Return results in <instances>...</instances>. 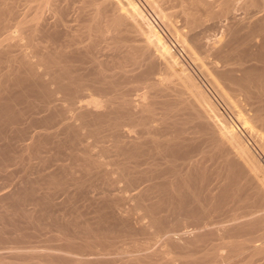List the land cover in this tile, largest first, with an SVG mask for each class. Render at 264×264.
Here are the masks:
<instances>
[{"label":"bare ground","instance_id":"1","mask_svg":"<svg viewBox=\"0 0 264 264\" xmlns=\"http://www.w3.org/2000/svg\"><path fill=\"white\" fill-rule=\"evenodd\" d=\"M148 1L152 8L156 7L154 10H158L156 14L158 16L160 14L161 23L168 20L165 21V24L168 23V26L177 34L175 35L178 37V41L182 42L184 46L186 45L188 56L192 57L191 59L204 75L205 80L232 109L237 124L242 127L250 139H253L256 152L259 151L260 155L264 157V0H241V2L239 0H180L182 6L180 11L185 15V22L182 20V23L184 22L188 26L187 29L190 27L189 30H193L196 26L207 23L204 32L194 35L192 41H188L189 33L183 31L181 26L174 24L171 20L174 14L172 11L167 13L164 10L163 6L166 4L163 3V0L162 2L161 0ZM75 2L76 0H0V123L2 125L1 121H3L5 122L3 127L8 125L11 128L14 124L15 128V123L24 122L26 124H22L23 127L16 126L17 132L20 128L26 134L28 133V137L24 138L19 132L22 138L17 141H21V143L17 142L19 148L17 149L15 146L17 150L14 152L16 154L19 151V156H16L18 152L9 158L6 154L5 158L2 156L7 152L4 143L8 141L2 143L5 139H1V137L5 135L6 138L9 133L5 134L8 129L4 130L3 135L1 131L0 169L7 167L6 164H9L11 159H30L34 156L33 154L36 156L38 149L36 151L35 148H32L31 142L38 146V142L40 144L41 142L46 143L49 142L46 140L47 138L53 137L58 144H61H56L60 150L54 151L58 146L53 145L55 148L52 149L56 155L54 156L55 153L50 151V156L46 157V165L49 161L52 162L48 165L49 172L46 170L48 174L44 173L43 170L44 175H40L41 178L38 177L39 179L34 180V183H38H36L37 186H31L37 188L40 185L38 190L33 188L35 193L44 190V192L37 193L36 196L39 195L45 200L46 198L53 199V197L51 198L52 190L54 189V193L59 190L65 179L64 176L61 179L60 174L62 176L63 172L66 173V170L69 169L70 171V168L74 169L75 167L76 172L82 171L83 177L90 175L88 173H93L96 179L102 178L108 191L116 186L120 189L121 186L118 184L121 182L120 180H124L125 185H122L123 188L121 187L123 190L120 189L119 191H131L127 194L126 192L125 194L122 193V191V194L119 191L112 194L109 191L101 197L98 196L99 198L96 196L94 199L95 208L94 206L93 209L91 208L94 211H89L91 216L86 215L88 218L84 220V217V221L82 220L85 224L84 227L80 224L81 220L78 224V221L73 223L77 219L75 217H73L74 220L70 218V220L64 221L62 219L64 222L62 223L66 227L69 226V223L76 226L80 224L79 226L82 227L81 229L78 228L79 226L67 227L73 228V231L68 229L72 231V234L67 231V237L64 241H67L69 246L77 244L76 250L80 249L82 244L84 248L81 249L84 250L87 246L89 249L95 245L94 239L97 241L99 237L104 239L107 235V237H111V234L126 231L128 233L146 234L149 236L148 238L154 240L160 237L162 233L172 232V229L166 230L167 228L165 229L164 226L168 219H173L177 223L182 222L184 218L186 221L189 219L195 223V227H193L196 228V231L192 236L180 235L179 238L177 237L178 239L172 234L166 233V237L161 238V247L158 248H153L149 240H146L149 244L146 242L147 245L145 246L141 244L146 250L145 253L131 254L127 251L130 255L119 258L120 261L99 257L103 254L105 257V253L108 252H106L107 247L105 246H101L105 247V250H102L103 253L97 250L96 246H94L95 248L92 247L99 251V253L96 252L98 257H85L93 251L85 253L86 250H84V255L83 252L79 254L80 252L77 253L76 250L66 251L64 250L65 246H62L64 249L61 248V252L63 250L66 253H55V251L50 252V250L41 251L42 248H39V252L23 254L25 258L18 256L21 254L19 251H13L11 252L12 255H16L14 260H10V257L7 260V256L0 253V264H59L57 262L62 258L67 262L66 259H69L73 264H172L177 258H181L183 264H193L191 260L195 257L198 248H204V251L200 250L204 252V258L200 257L203 259L200 264H222L224 260L240 254L247 258V261L244 258L241 259L244 260L243 264L245 261V264H264V231L260 232L261 229L264 230V212H262L264 209L262 208L264 206V164L262 163L263 160L261 161V156L256 155L255 149L251 148L252 145L246 143L248 141H243L240 132L238 131V133L230 123L233 120L229 122L228 118V120L225 119L218 106L210 98L211 93L208 95V92L206 93L202 89L200 83L195 82L189 72L187 76L178 75L179 80L175 83L176 80H173L176 74L174 67L179 64V61L172 53L171 47H167L166 43L158 36L159 33H157L158 35L154 33L155 27L151 24L148 29L143 27L142 22H140L142 10L135 2L132 0H82L80 4H75ZM238 3H240L239 7ZM236 9H242L244 15L237 17L234 14ZM165 24L163 25L165 26ZM13 26L17 28L14 27L16 29L10 31ZM231 29L235 32L232 33V39L227 40L226 32ZM241 29H247L241 37L234 34ZM209 30L214 33L206 34ZM31 32L34 35L38 32L44 38V40L40 39L41 42L45 41V44L35 43L37 38L33 34L31 35ZM2 35L3 37H1ZM56 35L61 36L55 37ZM122 35L138 37L142 43L132 44L131 42L129 45ZM36 36L38 37V35ZM210 36L215 37V40L212 38L214 42L211 39L204 40ZM24 40H28L26 41L27 44L24 42L26 48L28 45L29 48L32 47L33 49L28 48L29 51H26L25 48H22L17 53L15 48L24 46H21V42ZM243 46L248 49L247 54L243 51L246 49L242 48ZM226 47L240 51L237 52L236 60H231L233 59L231 56L224 55L226 52L224 48ZM70 57H78L79 59L75 60V58ZM159 68L160 70L164 69L165 72L158 73ZM182 68L185 70L184 67ZM4 92L7 93L3 94ZM232 93H235V96ZM221 98L219 97V100ZM20 104L23 107L17 108ZM227 104L225 105L227 106ZM230 115L232 116V114ZM36 123H40L41 126L39 127H43V130H37ZM9 138L16 140L12 136ZM27 138L31 139L30 144L22 143ZM36 141H38L37 144ZM50 144L53 143L50 142ZM64 144L66 146L69 144L68 149L71 150L64 149L68 154L70 152L69 155L72 158L68 164H66L68 161L63 162L64 158L62 159L61 155L58 157L61 150L67 148ZM61 147L63 148L61 149ZM5 148L6 150H4ZM34 150L36 153L33 152ZM69 155H66L68 156L66 159L69 158ZM39 158V161L43 162L45 157ZM206 159H211V161L208 160L209 163L214 161L212 166L214 164L215 167L211 166L213 169L210 167L211 164L209 167L205 165ZM39 161L37 164H41ZM54 161L60 162L55 163ZM46 168L48 169V167ZM72 171L74 172L71 169L70 174ZM113 174L116 175L112 176ZM93 175L92 177H94ZM71 177L70 181L73 182L74 180L75 183L78 180L75 184L80 187L81 185L79 186L78 183L82 177L81 174L79 175L80 178L73 176L72 180ZM83 177L81 178L82 181H84ZM88 178L90 179V177ZM88 178L86 177L87 180ZM61 180L62 182H60ZM67 180L64 182H69ZM22 181L19 182L20 186L23 183L19 188H24L23 185L26 186L28 183L24 184ZM143 182H147L146 185L139 186L140 189L136 187L139 184L142 186ZM17 185L19 184L17 183ZM31 187H28L27 190H30ZM19 188L17 189L18 192H20ZM250 191L258 197L257 199L254 197L256 200L249 203L248 201L253 198L249 194ZM24 193L20 192L21 195ZM30 193H32V189ZM7 194L10 197L14 193ZM3 196L4 199L11 201L7 196V198L5 195ZM21 197L25 198V194ZM30 197L32 196L30 195ZM92 198L94 197L92 196ZM35 199H33V203L36 202ZM23 200L25 203L28 202ZM123 200H132L136 203L135 206L132 205L134 209H143L144 214L147 218L149 217L148 223L142 221L141 224H138L137 221L138 226H136L132 214L133 211L138 212L139 210H134L131 207L132 210L130 209L131 211L128 212L127 209L125 214L121 210V205V212L118 208L120 205L118 202ZM18 201L21 207L20 213L24 210V216L27 217V220L34 218V216L37 218L40 216L36 215V208L30 209L29 212L25 211L30 208L32 203L27 205L29 208L25 209V207L22 208L21 201ZM230 201L243 202L242 205L245 202L251 207L248 210L242 208V214L238 211L239 215L233 216V219L222 221L218 226L204 231L202 220L203 217H206V213L215 212ZM7 202L5 200V204ZM37 204L41 205L42 203L38 202ZM37 204L36 206H38ZM229 205L231 206V203ZM0 206H3L0 210H3L7 216H10L8 213L10 209L14 213L15 207L13 209L11 205L9 210L6 205L0 203ZM13 206L17 208L18 205ZM60 209L62 208L60 207ZM230 211L233 213L232 207ZM142 214L138 216H143ZM220 214L222 212L219 211L217 215ZM68 215L70 216V213ZM64 216L66 220V214ZM12 217L14 216L12 215ZM34 220L38 221L39 219ZM56 220L54 221L56 222ZM71 220L72 222H70ZM31 221L36 230L42 229L43 223L40 225V221L39 223ZM31 221L29 222L31 223ZM186 221L185 223H187ZM93 222L95 225L92 224ZM218 222L220 221L218 220ZM3 225H5L4 222ZM20 225L17 226L22 231ZM51 225L49 224V226ZM172 225L175 227L173 223ZM17 226L12 227L14 231L19 229ZM3 227L0 230V236L4 238L1 232L6 230ZM61 227L63 226H60V229ZM186 228L188 229V227ZM14 231L10 229L9 232L15 233ZM60 231L59 234L56 232L55 236L56 239L62 241L65 234H62L63 230ZM176 231L178 230L176 229ZM214 234L218 235L217 237L221 240L220 243L213 241V243H208V236L212 235L211 237H213ZM52 235L51 238L54 239L55 236ZM68 238L71 241L68 242L66 240ZM102 240H98L100 245ZM107 240L104 239L103 241L108 242ZM214 240L216 239L214 238ZM77 241L82 244L80 245ZM222 249H226V252L223 253ZM73 251L79 255L68 253ZM135 252L137 253V251ZM108 254L110 255V253ZM17 257L25 260L23 263L19 262ZM33 258L38 259L33 260ZM56 258L59 260L57 259V261ZM27 259L28 262L24 263Z\"/></svg>","mask_w":264,"mask_h":264},{"label":"rangeland","instance_id":"2","mask_svg":"<svg viewBox=\"0 0 264 264\" xmlns=\"http://www.w3.org/2000/svg\"><path fill=\"white\" fill-rule=\"evenodd\" d=\"M82 1V0H81ZM81 1L80 0H76V2H75V4H80L81 3ZM126 1H128V0H126ZM133 2H135L136 4H137V6L142 10V17L140 18V22H142V25H143V27H145L146 29H148V27H149V25L151 24L153 27H155L154 29L155 30H153L154 31V33H159V37L162 39V41H164L165 43H166V45H167V47H171V51H172V53L174 54V56H175V58L179 61V64H177L175 67H174V69L176 70L175 72H176V74L174 75V78H173V80L175 79L176 81H175V83L177 82V80H179V76L178 75H182V76H187L188 75V72H189V74H190V76L195 80V82H197L201 87H202V89H204L205 91H206V93L209 95L210 93V98L215 102V104L218 106V108L220 109V111L222 112V114H223V116L225 117V119L226 120H228L229 122H230V120L232 121V122H230L231 123V125H232V127L241 135L240 137L243 139V141L245 142V141H248V142H246V143H250L249 145L251 146V148L254 150L255 149V144H254V142L252 141L253 139L251 138L250 139V137L245 133V131L242 129V127L239 125V124H237V121L235 120V116H234V113H233V111H231L232 109L229 107V105L226 103V101L225 100H223L222 98H221V96L219 95V93L211 86V84L207 81V80H205L206 78L204 77V75L200 72V70L197 68V66L195 65V63L193 62V60L191 59L192 57L191 56H188V52H187V47H186V45L184 46V44H182V42L180 43V41H178V37L176 36L177 34L176 33H174V30L171 28V27H169L168 25V23L167 24H165V21H168V20H165V21H163L162 23L163 24H165V26L161 23V17H160V14H159V16H158V14H156V13H158V10H154V9H156V7H153L152 8V5H150L151 3H149V1L147 2V0H132ZM168 1V2H167ZM78 2V3H77ZM161 2H162V0H161ZM165 2H167V3H165ZM164 2V0H163V3L164 4H166V5H164L163 7L165 8L164 10L167 12V13H170V11H172L173 12V16L171 17L172 19V21L174 22V24H176V25H178V26H181V28H182V30L183 31H185L186 33H189V38H188V41H192L193 40V38L192 37H194V35H197V34H202L201 32H204V28L206 27V25H207V23H202V24H200V25H198V26H196L195 27V29H190L189 30V28L187 29L186 27H188V26H186V24L184 23L185 22V15L180 11L181 10V8H182V6L180 5L181 4V1L180 0H166ZM239 2H241V0H239ZM126 3H128V2H126ZM148 3V4H147ZM239 4L240 3H238V7H239ZM165 6H167V7H165ZM178 10V11H177ZM241 11V12H240ZM73 12V11H72ZM181 12V13H180ZM47 13H49V12H47ZM237 13V14H236ZM239 13V14H238ZM242 13V14H241ZM234 14L237 16V17H240V16H243L244 14H243V12H242V9H236L235 11H234ZM49 15V14H48ZM145 15V16H144ZM183 15H184V17H183ZM164 20V19H163ZM182 20L184 21L183 23H182ZM147 21V22H146ZM150 22V23H149ZM184 24H185V26H184ZM182 25H183V27H182ZM168 26V27H167ZM14 27H16V26H13V27H11V30L10 31H14L16 28H14ZM220 27V26H219ZM168 28V29H167ZM198 28V29H197ZM157 29V30H156ZM172 31H170V30ZM30 30V29H29ZM28 30V31H29ZM188 30V31H187ZM233 29H231V30H229V32H228V34H227V32H226V39L228 40L229 38L230 39H232V33L233 32H235V30H233ZM243 30V31H242ZM246 30L247 29H241V30H239V31H237L236 33H234V34H236V35H238V36H240L241 37V35H243L245 32H246ZM157 31V32H156ZM190 31V32H189ZM216 31H217V28H216ZM242 31V32H241ZM211 32H212V34L214 33L212 30H209V32H207L206 34H211ZM191 33V34H190ZM29 34H30V31H29ZM33 33L31 32V35H32ZM176 34V35H175ZM205 34V35H206ZM34 35V34H33ZM36 35H38V37L36 36ZM36 35H34L37 39H35V43H37V44H40L41 45V43L42 44H45L43 41L41 42V40H44V38L43 37H41L40 35H39V33L37 32L36 33ZM162 35V36H161ZM192 35V36H191ZM61 35H56L55 37H60ZM122 36H124L123 38H124V40H125V42L126 43H128L129 45L131 44V42H132V44H140V43H142L141 41H139V39H138V37H134V36H132V35H122ZM230 36V37H229ZM1 37H3V35L1 36ZM40 37V38H39ZM43 38V39H42ZM215 40V37L214 36H210L208 39H204V40H212L213 42H214V40ZM41 39V40H40ZM138 39V40H137ZM225 39V38H224ZM26 41H28V40H24V41H22L21 42V46L22 45H24L25 43L27 44V42ZM128 41V42H127ZM177 41V42H176ZM25 42V43H24ZM208 42H211V41H208ZM23 43V44H22ZM181 45H183V46H181ZM43 46V45H42ZM27 47L29 48V46L27 45ZM41 47V46H40ZM22 48L24 49V50H26V51H29L28 50V48H26V46L24 45V46H22V47H16L15 48V51L17 52V53H19L20 52V50H22ZM32 48V47H31ZM31 48H29L30 50H32ZM242 48H246L245 46H243ZM185 49V50H184ZM224 50L226 51L225 53H224V55H228V56H231L233 59H231V60H236L235 58H237L238 57V55H237V52H240L239 50H232L231 48H228V47H226V48H224ZM232 50V51H231ZM19 51V52H18ZM244 52H246V54H247V52H248V49L246 48V49H244L243 50ZM16 52H14V53H16ZM232 53V54H229V53ZM233 54H235V55H233ZM177 55V56H176ZM233 55V56H232ZM190 57V58H189ZM70 58H72V57H70ZM75 57H73L72 59H74ZM78 57H76L75 58V60L77 59ZM79 59V58H78ZM73 62V61H72ZM75 62H77V61H75ZM74 63V62H73ZM193 63V64H192ZM75 64V63H74ZM77 64V63H76ZM189 64V65H188ZM182 67H184L185 68V70H183V68ZM181 68V69H180ZM183 70V71H182ZM163 72H165V70L164 69H161L160 70V68H159V70H158V73H163ZM181 73V74H180ZM202 74V75H201ZM177 76V77H176ZM197 76V77H196ZM176 77V78H175ZM183 79H185V78H183ZM198 80V81H197ZM210 86V87H209ZM206 87V88H205ZM212 90H211V89ZM215 90V91H214ZM215 92H216V94H217V96H216V94H215ZM7 93V92H6ZM5 92L3 93V94H6ZM213 94V95H212ZM15 95H16V93H15ZM15 95H13V96H15ZM17 95L19 96V94H18V92H17ZM17 95L15 96L16 98H17ZM219 95V96H218ZM232 95H234L235 96V93H232ZM213 96V97H212ZM233 96V97H234ZM217 97V98H216ZM219 97L221 98L220 100H219ZM224 101V102H223ZM223 102V103H222ZM224 104V105H223ZM225 104H227V106L225 105ZM23 105H25V104H23ZM17 106V105H16ZM21 108V107H23L22 106V104H20V106L18 105L17 106V108ZM2 109V108H1ZM16 109V108H15ZM17 110V109H16ZM19 110V109H18ZM230 110V112H228ZM16 112V111H15ZM232 112V113H231ZM230 114H232V116L230 115ZM233 117V118H232ZM228 118V119H227ZM2 122V125L4 126V124L3 123H5V122H3V121H1ZM234 122V123H233ZM20 124H16L15 123V128H16V126L17 127H23L25 124H24V122H19ZM233 123V124H232ZM22 124H24L23 126H21ZM37 124V123H36ZM40 123H38L37 124V130L39 129V130H43V127L42 128H40L39 126H41V124L39 125ZM235 124V125H234ZM0 125H1V123H0ZM1 125V126H2ZM11 125V124H10ZM13 125V128H14V124H12ZM11 125V126H12ZM1 126H0V133H1V131H2V135L4 134L3 132H4V130H7L6 132H5V134L6 133H9V135L8 136H6V138H5V135H3L4 137H1V139H5V141L3 140H0V141H2V143L3 142H9L10 143V141H11V143L9 144L8 142L7 143H4V144H6V146L5 147H7V152L5 153V154H3L2 156H5V158H6V156L8 155V158H9V156H13V155H16L14 152H15V150H17L19 147V144L21 143V141L19 142V141H17V140H20V138H22L23 136H24V138L25 137H28V133L26 134V132H23V130H20V128H19V132H21L20 134H22V137H20V134H19V132H17L18 131V129L16 130V132H15V128L13 129V128H11L10 126H6L5 125V127H3L2 126V128H1ZM3 129V130H2ZM12 129V130H11ZM28 129V128H27ZM35 129V130H36ZM238 129V130H237ZM11 130V131H10ZM10 131V132H9ZM13 131V132H12ZM12 132V133H11ZM14 132L16 133L15 135H14ZM26 135H24L23 133ZM11 133V134H10ZM14 136H13V135ZM18 134V135H17ZM9 136L11 137L12 136V138L14 137V138H16V140L15 139H13V140H11V138H9ZM17 136V137H16ZM8 137V138H7ZM18 138V139H17ZM46 139V138H45ZM53 141H57L56 139H53V137L52 138H47L46 140H48L49 142H41V144H42V146H41V144H40V142H38V141H36V144H37V142L39 143V145L38 146H36L35 144H32V142H31V139H26L25 141H22V143L23 142H25V144L26 143H29V142H31V144L30 145H32L31 147L32 148H35L36 149V151H37V149H38V151H37V153H39V154H37L36 152H35V150L33 151L34 153H36V156H35V154H33L34 156L33 157H31L30 159H27V158H25V159H15V160H10L9 161V164L7 163L6 165H8L7 167L5 166L4 168H1L0 169V203L2 204V205H6L8 208V210H9V207H10V205H11V208H13V207H15V209H16V211H15V209H14V213H13V211L11 212V210L12 209H10L9 210V214H10V216L8 215L7 216V214L5 213V212H3V210H0L1 212H0V214L4 217H2L1 215H0V223H2V225H0L1 226V228H0V230L2 229V227L3 226H6V225H8V226H6V227H3V228H5V230L6 231H3L2 230V235H4V238H3V236H0V253H2V254H4V255H6L7 256V260L9 259L8 257H10V260H14V258L16 257V255H12V253L11 252H13V251H19L21 254H18V256H21L22 258H25L24 257V255L27 253V252H39L40 250L41 251H49L50 250V252H52V251H55V253H66L65 251H63L62 250V252H61V248L62 249H64V250H66V251H72V250H76L75 248H77V244H75V246H73V248H72V246H69V243H67V241H64L65 240V238L67 237L66 235V233H67V231H68V233L70 234V232H71V234H72V231H73V228L71 229V227L70 228H67V227H69V226H76V225H70V223H69V226H65L63 223V220L64 221H67V220H70V218L72 219V220H74L75 218H77V219H75L74 221H73V223L74 222H77V224L78 223H80V220H81V223L80 224H82L81 226H83V225H85V224H83V221L84 220H86V218H88L89 216H91V214H89L88 212L89 211H92V209H93V206L94 205H96V204H94V199H96V198H99V197H101V196H103V195H105L106 194V192H111L112 194H113V192H118L120 189H122L123 188V186L125 185L124 183H123V181L124 180H120L121 182H119V184L118 185H120L121 187H120V189L118 188V186H116V187H114L115 188V190H114V188L113 189H110L109 191H108V188L106 187V185L103 183V179L102 178H100L99 179V177L96 179L95 178V176L93 175V173H88V174H90V175H88V174H84V175H88V176H85V177H83V174H82V171H80V172H76V167L73 169V168H70V171H69V169L68 170H66V173H62V176H61V174H60V178L61 177H65V182H66V180L67 181H69V182H67V183H65L64 182V180H63V184H62V186L60 187V191H61V189H62V191L60 192L59 190H57V191H59V192H57V191H55V193H54V189L52 190V193H53V195L51 196V198L53 197V199H47L46 198V200H45V198H43V197H39V195L38 196H36V194L37 193H41V191L42 192H44V190H40V192L38 191V192H36L35 193V190H34V192H33V188L31 187V186H37L36 185V183L37 182H35L34 183V180H37V178L41 175V176H43L44 175V173H46V174H48V172H49V166L48 165H50V163H52V162H48V165H46L45 163L47 162H45V159H46V157H49L50 155V151H51V153L53 152V153H55L54 151H59L60 150V148H59V146L58 145H61V144H58L57 142L55 143V142H53ZM15 140V141H14ZM45 140V141H46ZM250 141V142H249ZM13 142V143H12ZM16 142V144H14ZM17 142L19 143V144H17ZM50 142H52L53 144H50ZM1 143V142H0ZM34 143V142H33ZM55 143V144H54ZM7 144H9V145H7ZM11 144H13V145H11ZM28 144V145H29ZM50 144V145H49ZM56 144H58V145H56ZM33 145H34V147H33ZM43 145H45V146H43ZM53 145H55V147L56 146H58V147H54ZM65 146H66V144H64ZM15 146H17V149H16V147ZM63 146V145H62ZM68 146H69V144H67V148H63V147H61V152L59 153V155H58V157L61 155V157H62V159L64 158V160H63V162L65 161H68V162H66V164H68L69 162H71V159L72 158H70V156L71 155H69L70 154V152H69V154H68V152L67 151H69L70 149H68ZM42 147H45V148H43L42 149ZM48 147V148H47ZM39 148H40V150H42V151H40L39 150ZM54 149V151H53V149ZM57 148H59L58 150H57ZM44 149H47V150H44ZM64 149H66V150H64ZM4 150H6V148L4 149ZM4 150L2 151L3 153H4ZM13 150V151H12ZM33 150V149H32ZM46 151V152H45ZM48 151V152H47ZM65 151V152H64ZM71 151V150H70ZM255 151V153H257L256 155H260V153H259V151H257L256 152V149L254 150ZM42 152V153H41ZM65 153H66V155H69V158L68 159H66V157H68V156H66L65 155ZM7 154V155H6ZM19 154H20V152L18 153V155H16V156H19ZM42 154V155H41ZM47 154V155H46ZM54 156L56 155V153L55 154H53ZM63 155V156H62ZM64 155H65V157H64ZM258 155V156H259ZM42 157V156H44L45 158L43 159L44 161L42 162H40L39 160H40V158L39 157ZM261 156V155H260ZM27 157H28V154H27ZM38 157V158H37ZM261 158V161H262V163L264 164V157H260ZM69 159H70V161H69ZM42 160V159H41ZM208 160H210L211 161V159H206V161H208ZM29 161V162H28ZM38 161H39V163H43V164H45V166L46 167H48V169L45 167V166H43V164H42V166H41V164H37L38 163ZM62 161V160H61ZM205 161V165L207 166V167H209V165H210V167L212 166V162H214L213 160H212V162H210L209 163V161L208 162H206ZM55 163L56 162H60V161H54ZM63 162H61V163H63ZM207 163H208V165H207ZM37 164V165H36ZM54 164V163H53ZM38 165H40V167H42V168H40V167H38ZM216 165V164H215ZM45 167V168H44ZM213 168L215 167L214 166V164H213V166H212ZM211 167V168H212ZM212 168V169H213ZM42 171H41V170ZM71 169L72 170H74V172L72 171V173L70 174V172H71ZM77 169H79V168H77ZM43 170L45 171L44 173H43ZM46 170L48 171V172H46ZM210 170V169H209ZM51 171H52V167H51ZM50 171V172H51ZM65 171V170H64ZM69 171V172H68ZM39 173V174H38ZM43 173V174H42ZM77 173V174H76ZM83 173H85V172H83ZM72 176H70V175ZM81 174V176L83 177V180L84 181H82V177L80 178L79 177V175ZM92 175L94 176V177H92ZM116 174H113L112 176H115ZM71 177V179L73 180V176H74V178H80V182L78 183L79 184V186L81 185L82 186V188H81V186L80 187H78V186H76V184L75 183H77L78 182V180H77V182H75L74 183V180H73V182L72 181H70V177ZM69 177V178H68ZM86 177L88 178V177H90V179L88 178V180L86 179ZM39 178H41V177H39ZM38 178V179H39ZM67 178V179H66ZM31 179V180H30ZM62 179V178H61ZM95 179V180H94ZM21 180H23L22 182H24V184H26L27 182L29 183H27L26 184V186L25 185H23L24 186V188H19V187H21L22 186V184H21V186H20V183L19 182H21ZM27 180V181H26ZM30 180V181H29ZM89 180H91V181H89ZM26 181V182H25ZM88 181H89V183H88ZM34 184H33V183ZM60 182H62V180L60 181ZM71 182H72V184H71ZM84 182H87V183H84ZM91 182V183H90ZM17 183L19 184V185H17ZM64 183H65V185H64ZM93 183V184H92ZM145 183H147V182H145ZM144 182H143V185L141 186V184H142V182H141V184H139V185H137L136 187L137 188H139V186L140 187H143L144 185H146ZM38 184V183H37ZM75 184V185H74ZM77 184V185H78ZM82 184H84V185H82ZM98 184V185H97ZM63 185H64V187H63ZM123 185V186H122ZM40 185H38V187H39ZM51 187H52V185H50ZM55 186V185H54ZM66 186V187H65ZM93 186H94V188H93ZM97 186V187H96ZM101 186V187H100ZM15 187H17L16 189H15ZM28 187H31V188H29L30 190H27L28 189ZM37 187V188H38ZM45 187H47L46 185H45ZM63 187V188H62ZM71 187V188H70ZM74 187V188H73ZM79 188V190H77L78 188ZM100 187V188H99ZM105 187V188H104ZM135 187V188H136ZM20 189L19 191L21 192V193H24L25 194V198L24 197H21V196H24V194H20V192H18L17 191V189ZM37 188H34V189H37ZM52 188H55V187H52ZM84 188V190H82ZM92 189V190H90V189ZM118 188V190L116 191V189ZM135 188H133V190L135 191ZM31 189H32V193H35V194H33L32 195V193H30L31 192ZM38 189H40V188H38ZM37 189V190H38ZM43 189V188H42ZM45 190H46V188H44ZM73 189V190H72ZM96 191H95V190ZM103 189V190H102ZM140 189V188H139ZM139 189H137V190H139ZM27 190V191H26ZM47 190H48V188H47ZM50 190V189H49ZM68 190V191H67ZM71 190V191H70ZM81 190V191H80ZM102 190V191H101ZM112 190V191H111ZM123 190V189H122ZM121 190V191H122ZM132 190V191H133ZM11 191V192H10ZM13 191H15V192H13ZM70 191V192H69ZM121 191H119L120 193H121ZM131 190H129V191H122V193H124L125 194V192H126V194H127V192H130ZM16 192H18V193H16ZM26 192H27V194H26ZM50 192H51V190H50ZM93 192V193H92ZM136 192V191H135ZM134 192V193H135ZM7 193H10V194H12V193H14V194H12L13 196L15 195V197L13 198V196H10V194H9V196L10 197H8L7 195ZM16 193V194H15ZM78 193H79V195H78ZM82 193V194H81ZM120 193H117V194H120ZM121 193V194H122ZM71 194V195H70ZM90 194V195H89ZM93 194V195H92ZM98 194V195H97ZM128 194H130V193H128ZM249 194L253 197V198H251L248 202L250 203V202H254L256 199H257V197H258V195H256L255 193H253V192H249ZM252 194H255V195H252ZM3 195H5V197L7 196L8 197V199H11V201L9 202L7 199H4L2 196ZM29 195V196H28ZM30 195L32 196V197H30ZM246 195H247V192H246ZM72 196V197H71ZM92 196L94 197V198H92ZM97 196V197H96ZM99 196V197H98ZM6 197V198H7ZM19 197V198H18ZM22 199H21V198ZM26 197H28V198H26ZM37 197V198H36ZM69 197V198H68ZM75 197V198H74ZM96 197V198H95ZM254 197H256V199L254 198ZM2 198H3V200H4V204H3V200H2ZM36 198V199H35ZM17 199V200H16ZM23 199H25V201L27 202V203H25L24 202V200ZM28 199V200H27ZM30 199H31V201H30ZM33 199H35L36 200V202H32V201H34ZM40 199V200H39ZM41 199H43V200H41ZM68 199V200H67ZM73 199V200H72ZM5 200H6V202L7 203H9L8 205H7V203L5 204ZM18 200H20L21 201V204H23V207L22 208H24L25 207V209H27V208H29L28 210H25V211H27V212H29V210L30 209H32V208H36V211H35V213H36V215L37 216H39L38 218L36 217V216H34V218H32V219H30V218H28V220L29 221H31V220H33V222L35 221L34 219H36V220H38V221H35V222H37V223H39V221H40V225L41 226H43L42 227V229H40V231L39 230H36L35 228H34V224L32 223V221H31V223L26 219L27 217H25L24 216V210L23 211H21V213H20V210L19 209H21V207H20V203L18 204ZM22 200H23V202H22ZM56 200V201H55ZM70 200H72V201H70ZM93 200V201H92ZM18 201V202H17ZM54 201V202H53ZM66 201V202H65ZM128 201V202H127ZM17 202V203H16ZM42 203V204H44V205H40V204H37V203ZM45 202V203H44ZM48 202H50V203H48ZM120 202V201H119ZM118 202V205H119V210H120V206L123 208V206H124V208L122 209L121 208V210L122 211H124L123 213H127V209H128V212H130L132 209H134L133 208V206H135V202L134 201H132V200H126V201H122V202H120L119 203ZM130 202H133V203H130ZM13 205H18L17 206V208H16V206H13ZM16 203V204H15ZM32 203V204H31ZM55 203H56V205H55ZM60 203H61V206H60ZM89 203V204H88ZM92 203V204H91ZM96 203V202H95ZM126 203V205H124ZM127 203H128V205H127ZM231 203V206L229 205V204ZM236 203H238V204H236ZM241 203H243V202H241ZM240 202H237V201H230V202H227L226 203V205L225 206H223V208L222 207H220L221 209H218L220 212H222V214H220L219 216L217 215V214H219V211L217 212V211H213V212H209V214L208 213H206V217L204 218L203 217V220H202V227H204L203 229H204V231H206V230H209L210 228H214V227H216V226H218L219 225V223H221L222 221H225V220H230V219H233L236 215H239V212H241V214L243 213V210L245 209H249L251 206H248L247 204H245V202H244V205H242ZM31 204V206H29ZM35 204V205H34ZM36 204L38 205V206H36ZM53 204V205H52ZM130 204V205H129ZM236 206H235V205ZM26 205V206H25ZM27 205L29 206V207H27ZM59 205V206H58ZM89 205V206H88ZM133 205V206H132ZM228 205H229V207H228ZM246 205V206H245ZM5 206V207H6ZM34 206H36V207H34ZM41 208H40V207ZM55 206V207H54ZM91 206V207H90ZM1 207V206H0ZM20 207V208H19ZM60 207L62 208V209H60ZM85 207H86V209L88 210H86L85 209ZM131 207H132V209H131ZM225 207V208H224ZM227 207V208H226ZM231 207H232V210H233V213H231V211H230V209H231ZM236 207H237V209H236ZM239 207H240V210H239ZM3 208V206L0 208V209H2ZM39 210H38V209ZM57 208V209H56ZM65 208V209H64ZM92 208V209H91ZM94 208H95V206H94ZM242 208H243V210H242ZM262 208H264V206L262 207ZM52 209H54L53 210V212H52ZM60 209V210H59ZM131 209V210H130ZM225 209V210H224ZM5 210V209H4ZM43 210V211H42ZM51 212H50V211ZM63 210V211H62ZM75 211V213H74V211ZM120 210V211H121ZM130 210V211H129ZM134 210H139L138 212H140V213H138L137 211H133V220H134V223H136V226H138V224H141V222L143 221V222H146V223H148L147 221H149V217L147 218V216L144 214V210L143 209H139V208H135ZM143 210V211H142ZM221 210H223V211H221ZM77 211H78V213H77ZM94 211V210H93ZM92 211V212H93ZM121 211V212H122ZM239 211V212H238ZM15 212H17V213H15ZM26 212V213H27ZM48 212V213H47ZM56 212V213H55ZM58 212V213H57ZM63 213V214H61V213ZM73 212V213H72ZM83 212V213H82ZM217 212V213H216ZM227 212H229V213H227ZM236 214H235V213ZM245 212V211H244ZM262 212H264V209L262 210ZM18 213H19V215H18ZM23 213V214H22ZM41 213H43V214H41ZM51 213V214H50ZM66 214V220L64 219L65 218V214ZM70 213V216L68 215ZM82 213V214H81ZM88 213V214H87ZM91 213V212H90ZM132 213V212H131ZM138 213V214H137ZM143 213V214H142ZM163 213V211L161 212V214ZM4 214H6L5 216H4ZM28 214V213H27ZM61 214V215H60ZM80 214V215H79ZM85 216H84V215ZM93 214V213H92ZM137 214V215H136ZM139 214H142L143 216H144V218H142L143 216H140L141 218H142V220L141 221H139L141 218L138 216ZM214 214V215H213ZM233 214V215H232ZM12 215L14 216V217H12ZM20 216V217H18V216ZM22 215V216H21ZM47 215H49V216H47ZM75 215V216H74ZM88 217H87V216ZM17 216V217H16ZM46 216V217H45ZM64 216V217H63ZM80 216H81V218H80ZM92 216H94V214L92 215ZM234 216V217H233ZM10 217V218H9ZM25 217V218H24ZM54 217V218H53ZM69 219H68V218ZM73 217H75L74 219H73ZM83 217V218H82ZM84 217H85V219H84ZM137 217H139V218H137ZM210 217V218H209ZM42 218V219H41ZM57 220H56V219ZM58 218H60V219H58ZM209 218V219H208ZM27 221H26V220ZM48 219V220H47ZM52 219H54V220H56V222L53 220L52 221ZM63 219V220H62ZM84 219V220H83ZM137 219V220H136ZM224 219V220H223ZM22 220V221H21ZM62 220V221H61ZM72 220L70 221V222H72ZM83 220V221H82ZM206 222H205V221ZM218 220L220 221V222H218ZM51 221V222H50ZM61 223H60V222ZM136 221V222H135ZM137 221L139 222L138 224H137ZM185 221H186V219L184 218L183 220H182V222H180L179 221V223H177V221H175V220H173V219H168L167 220V222H165L166 224L164 225L165 226V229L166 230H171L172 229V232L170 233V232H166L167 234H172L176 239H178L179 237H180V235L182 236V235H186L187 234V236L189 235V236H192L194 233H195V231H196V228H194L195 227V223L194 222H192V221H189V219H187V223H185ZM189 221V222H188ZM3 222L5 223V225H3ZM26 222H28V223H26ZM34 222V223H35ZM46 222V223H45ZM48 222H50V223H48ZM54 222H55V224H54ZM63 222V223H62ZM192 222V223H191ZM205 222V223H204ZM212 222V223H211ZM7 223V224H6ZM22 223V224H21ZM24 223H25V225H24ZM36 223V224H37ZM48 223V224H47ZM95 222H93L92 224H94ZM170 225H169V224ZM172 223L175 225V227H173V225H172ZM207 223V224H206ZM209 223V224H208ZM216 223V224H215ZM10 224V225H9ZM21 224V225H20ZM28 224H30L31 225V227H30V225H28ZM47 224V225H46ZM49 224L51 225V226H49ZM58 224V225H57ZM66 224V223H65ZM79 224V225H80ZM204 224V225H203ZM205 224H206V226H205ZM210 224H213V225H215V226H210ZM17 225H20L21 226V228H22V231H20L21 229L19 228V226H17ZM67 225V224H66ZM78 225V226H79ZM95 225V224H94ZM169 225V226H168ZM172 225V226H171ZM176 225H177V227H176ZM181 225V226H180ZM17 226V228H19L18 230H17V228H16V230L17 231H14V228ZM24 226V227H23ZM46 226V227H45ZM56 226V227H55ZM60 226H63V227H61V229H60ZM78 226H76V227H78ZM81 226H79L78 228H82ZM180 226V227H179ZM194 226V227H193ZM208 226H210V227H208ZM12 227H14V228H12ZM26 227V228H25ZM45 227V228H44ZM48 227H49V229H48ZM84 227V226H83ZM170 227V228H169ZM186 227H188V229L186 228ZM191 227V228H190ZM24 228V229H23ZM52 228V229H51ZM55 228V229H54ZM64 228V229H63ZM174 228V229H173ZM178 230V231H176L175 232V230L176 229ZM181 228V229H180ZM184 228V229H183ZM206 228V229H205ZM8 229V230H7ZM10 229H13V231L15 232V233H13V232H9L10 231ZM63 230L62 232V234H65V236H64V239L62 238V241H60V240H58V239H56L57 237L55 236V233L56 232H58V234H59V231L60 230ZM68 229H70V230H72V231H69ZM180 229V230H179ZM51 230V231H50ZM54 230H56V231H54ZM59 230V231H58ZM65 230H66V232H65ZM127 230V229H126ZM174 230V231H173ZM183 231V232H180V231ZM12 231V230H11ZM25 231H27V232H25ZM29 231V232H28ZM32 231V232H31ZM42 231V232H41ZM262 231H264V230H262L261 229V231L260 232H262ZM6 232V233H5ZM7 232H9V233H7ZM25 232V233H24ZM38 232V233H37ZM39 232H41V233H39ZM46 232V233H45ZM47 232H49V233H47ZM61 232V231H60ZM65 232V233H64ZM173 232H175V233H173ZM178 232V233H177ZM29 233V234H28ZM45 235H44V234ZM140 233H141V231H140ZM166 233H162V235L160 236V237H158V238H156L157 239V241H155L156 239H151V238H148L149 236L148 235H146V234H139V232H133V233H128L127 231L126 232H120V233H114V234H111L112 236V238L111 237H105L104 239H108L107 241L108 242H105V241H103L104 239H103V237L101 238V237H99V238H101V239H99V238H97L99 241H101L102 239V242H101V245H100V243H99V241L97 242L95 239H94V241H95V245H93L92 247H94V246H96V249L97 250H100V252H102V250L104 249L105 250V247H107L106 248V252L107 253H105V257H104V254L102 255V256H99V255H97L96 256V252H98L99 253V251H97L96 249H93L92 247H90L89 249H88V247L89 246H87V248H85L84 250H86V251H84L83 249H81V248H84L83 247V244L80 242V241H77V242H79V244L82 246V247H80V249L78 248V250H76V252L77 253H79V254H81L83 251L85 252V253H89V252H92V253H89L90 255H85V253L83 252V254L85 255V257L87 256V257H103V258H108V259H116V260H118L119 258H122V257H125V256H128V255H130V253L131 254H142V253H145V248L143 247V245L145 246V245H147V244H149V242H150V245H153L152 247L153 248H158V247H161V245L160 244H162L161 243V241H162V239H164L165 237H166ZM181 233V234H180ZM190 233V234H189ZM20 234H22V235H20ZM28 234V235H27ZM32 234V236H30ZM34 234V235H33ZM44 236H43V235ZM52 234H54V239L53 238H51L53 235ZM61 234V235H62ZM1 235V234H0ZM27 235V236H26ZM110 235V234H109ZM215 236H213V237H211L212 235H210V236H208L209 238L207 239V241L209 240V242L208 243H220V241L221 240H219V237H217L218 235L217 234H214ZM29 236V237H28ZM47 236V237H46ZM7 237V238H6ZM38 237V238H37ZM178 237V238H177ZM35 238V239H34ZM69 238H71V237H69ZM69 238L68 239H66V240H68V242L69 241H71V239L69 240ZM134 238V239H133ZM159 238H160V240H159ZM162 238V239H161ZM212 240H211V239ZM214 238L216 239V240H214ZM39 239V240H38ZM43 239V240H42ZM50 241H49V240ZM52 239H53V241H52ZM45 240H46V242H45ZM58 240V241H57ZM146 240H149V242L148 241H146ZM49 241V242H48ZM114 241V242H113ZM134 241H136V242H138V243H136V242H134ZM213 241V242H212ZM61 242V243H60ZM63 242H65V243H63ZM93 242V241H92ZM92 242H91V244H92ZM106 244H104V243ZM134 242V243H133ZM142 242V243H141ZM147 244H146V243ZM97 243H99L98 245H96ZM133 243V244H132ZM151 243H153V244H151ZM50 244V245H49ZM55 244V245H54ZM58 244V245H57ZM61 244H63V245H61ZM65 244V245H64ZM68 244V245H67ZM94 244V243H93ZM112 245V248H111V245ZM115 244V245H114ZM141 244H143V245H141ZM31 245H34V246H31ZM38 247H37V246ZM52 245V246H51ZM67 245V246H66ZM71 245V244H70ZM110 245V246H109ZM134 247H133V246ZM137 245H139V247H137ZM155 245V246H154ZM159 245V246H158ZM44 246V247H43ZM46 246V247H45ZM64 248H63V247ZM99 248H98V247ZM101 246H105V247H101ZM33 247V248H32ZM51 247H52V250H51ZM58 247H60V248H58ZM68 247V248H67ZM70 247V248H69ZM86 247V246H85ZM110 247V248H109ZM131 247H132V249H134V250H132L131 249ZM135 247H137V250H135L136 248ZM144 249H143V248ZM15 248V249H14ZM19 250H18V249ZM28 248V249H27ZM30 248V249H29ZM36 248V249H35ZM39 248H42V249H40L39 250ZM46 248H47V250H46ZM49 248V249H48ZM56 248V249H55ZM67 248V249H66ZM72 248V249H71ZM95 248V247H94ZM100 248H102V249H100ZM153 248H151V249H153ZM201 248V247H200ZM10 249V250H9ZM33 249V250H32ZM107 249H109V250H107ZM111 249V250H110ZM29 250V251H28ZM81 250V251H80ZM88 250V251H87ZM103 250V251H104ZM131 250V251H130ZM141 250V251H140ZM143 250V251H142ZM200 250H202V251H204V248H201V249H199L198 248V250L196 251V253H195V259L194 258H192V262H193V264H200V262L201 261H203V259L202 258H204L203 257V253L204 252H202V251H200ZM68 252L69 254H71V255H79V254H76V252ZM94 251H95V254H93L94 253ZM110 251V252H109ZM112 251V252H111ZM124 251V252H123ZM127 251H129V252H127ZM134 251V252H133ZM135 251H137V253L135 252ZM226 252V249H222V252L223 253H225ZM118 252V253H117ZM122 252V253H121ZM202 252V253H201ZM73 253V254H72ZM75 253V254H74ZM103 253V252H102ZM108 253H110V255L108 254ZM128 253V254H127ZM199 253H201V254H199ZM24 254V255H23ZM91 254H93V255H91ZM101 255V254H100ZM199 255V256H198ZM12 256H13V258H12ZM15 256V257H14ZM200 257H202V258H200ZM18 258V257H17ZM22 258H18V259H16V261L18 260L19 262H22L23 263V261L25 260H23ZM201 260H200V259ZM244 258V260H246L247 261V258L245 257V255H238V256H234V257H232V258H230V259H226V260H224L223 262L225 263V264H243V261L241 260V259H243ZM38 258H33V260H37ZM58 258H56V260H57ZM64 258H62V260H60V261H58L57 263H59V264H69V263H71V261L69 260V259H66V260H68V262L67 261H65V260H63ZM22 260V261H21ZM30 260V259H29ZM200 260V261H199ZM232 260V261H231ZM234 260V261H233ZM242 262H241V261ZM65 262V263H63V262ZM118 261H120V260H118ZM176 262H177V264L179 263V264H183L182 263V259L181 258H177L176 260H175ZM174 261V262H175ZM245 261V262H246ZM26 262H28V259L24 262V263H26ZM172 263V264H176V262L175 263ZM199 262V263H198ZM222 262V264H224ZM245 262H244V264H245ZM71 264H73V262L71 263ZM247 264V263H246Z\"/></svg>","mask_w":264,"mask_h":264}]
</instances>
